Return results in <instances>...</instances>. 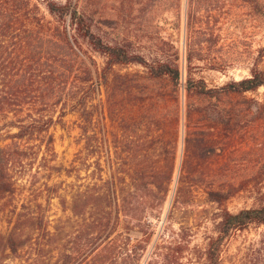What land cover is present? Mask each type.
Returning a JSON list of instances; mask_svg holds the SVG:
<instances>
[{"label": "rangeland", "instance_id": "obj_1", "mask_svg": "<svg viewBox=\"0 0 264 264\" xmlns=\"http://www.w3.org/2000/svg\"><path fill=\"white\" fill-rule=\"evenodd\" d=\"M30 1L51 20L42 0ZM137 1L121 6L120 0H86L92 9L94 31L106 42L128 45L131 52L149 62L170 61L181 67L179 141L174 181L166 200L161 202L154 190H136L127 184L126 203L114 234L89 255L94 245L88 236L85 195L98 193L102 181L90 177L94 167L80 172V177L78 172L68 176L84 146L78 116L68 115L63 124L51 130L55 161H44L43 150L38 160L15 167L17 191L7 212L0 213V231L7 237L17 223L15 236L24 241L22 256L14 259L6 256L9 252H1L0 264H60L63 253H68L74 264H202L221 208L238 212L258 205L259 190L264 191V88L217 100L188 96L184 84L194 78L204 79L210 87H221L249 78L253 67L264 70V0ZM90 54L101 66L104 64L102 56ZM189 55L193 57L191 63L187 62ZM118 69L135 78L144 72L139 65ZM152 87L162 89L160 85ZM104 104V95L92 103V131L101 133L100 139L105 126L112 131L104 118ZM189 105L195 109L192 122L199 136L212 139L211 158L203 163L187 158L185 137L189 128L184 115ZM163 111L171 112L168 108ZM148 121L143 118L136 125L140 129L134 132L131 123L128 129L120 126L114 130L123 162L140 160H135L129 148L165 146V141L152 142ZM96 157L88 163L95 162ZM164 158L163 154L152 160ZM211 190L235 194L221 205L210 201ZM13 211V220L8 223ZM39 214L49 224L52 237L48 241H35L38 231L28 219ZM123 221L133 225L131 231L124 229ZM222 262L264 264V226L235 233L224 247Z\"/></svg>", "mask_w": 264, "mask_h": 264}, {"label": "trees", "instance_id": "obj_2", "mask_svg": "<svg viewBox=\"0 0 264 264\" xmlns=\"http://www.w3.org/2000/svg\"><path fill=\"white\" fill-rule=\"evenodd\" d=\"M136 1L120 0V4ZM42 2L51 20L30 0H0V203L3 202L0 213L7 212L17 191L15 167L38 160L43 150L44 161H55L57 153L51 130L63 124L68 115L75 114L84 146L67 174L72 176L78 172L76 176L80 177V172L94 167L90 177H100L102 181L98 193L91 191L85 195L84 210L90 220L88 236L94 245L88 253L91 255L114 234L126 203L127 184L136 190H154L161 202L168 196L174 181L179 141L182 70L178 63L149 62L131 52L128 45L106 42L94 31L92 9L86 0ZM90 53L102 56L104 64L101 66ZM192 61L189 55L187 62ZM131 65L144 68L139 78L118 69ZM154 84L162 89L151 88ZM261 88H264V70L256 67L251 69L249 78L233 80L221 87H210L204 79L194 78H188L184 84L188 96L217 100L232 99ZM101 95L105 97L104 118L112 130L105 126L103 139L99 138L101 133L92 131L95 117L92 103ZM167 108L171 112L166 114L163 110ZM195 114L194 106L189 105L184 115L189 128L185 149L188 159L193 157L203 163L211 158L213 145L210 137L199 136L197 125L192 122ZM143 118L149 120L152 142L165 141V146L129 148L135 160H140L125 163L121 160L114 130L120 126L128 129L131 123L134 132L140 129L136 125ZM163 154L164 159L152 160L153 156ZM91 157H96V161L90 164ZM234 194L208 191L210 201L221 205ZM258 194L257 206L238 212L221 208L202 264H223L224 247L235 233L264 226V191L261 189ZM10 214L8 223L12 222L15 212ZM20 217L17 216V222ZM28 220L35 232L38 231L36 242L52 237L44 215L30 216ZM123 222L126 230L133 226ZM17 230L15 222L7 237L0 231V253L7 251L6 256L14 259L22 256L20 248L24 243L15 236ZM70 259L68 253H63L60 264H74Z\"/></svg>", "mask_w": 264, "mask_h": 264}]
</instances>
